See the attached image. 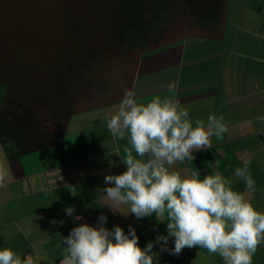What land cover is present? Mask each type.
Here are the masks:
<instances>
[{
  "label": "crops",
  "instance_id": "obj_1",
  "mask_svg": "<svg viewBox=\"0 0 264 264\" xmlns=\"http://www.w3.org/2000/svg\"><path fill=\"white\" fill-rule=\"evenodd\" d=\"M36 50L54 55L53 48ZM54 62L52 69L38 65L35 70V77L41 79L39 92L48 93L43 102L55 91L47 89L53 87L55 72L61 68ZM3 64L0 110L6 93V68H11ZM170 85L175 93L169 92ZM132 90L137 103L143 104L156 96H174L189 110L193 127L196 120L207 124L209 115L223 117L228 126L223 139L211 137L212 148L194 151L191 162L177 161L172 170L182 176L199 172L201 179L220 173L231 181L234 191L264 212V0H228L221 40L188 37L145 55ZM118 104L95 106L73 116L58 148L12 161L0 152V167L6 172L0 187V249L10 248L22 259L31 256L34 264H60L66 255L62 238L82 223L96 226L102 214L109 230L120 226L127 234L129 225L135 228L141 248L158 235H168L166 215L163 222L157 221L155 214L137 220L134 214H124L128 205H116L102 192L111 186L105 185V175L127 170L121 156L124 148L130 147L128 139L114 137L107 127ZM245 161L250 162L255 182L251 192L235 176V169L243 167ZM68 207L74 208L71 217L66 214ZM76 216L82 219L75 220ZM173 240L169 238V248L174 247ZM153 251L158 256L154 264H224L218 254L209 255L199 247L185 248L179 256L161 252L156 244ZM252 264H264V243L258 246Z\"/></svg>",
  "mask_w": 264,
  "mask_h": 264
},
{
  "label": "clouds",
  "instance_id": "obj_2",
  "mask_svg": "<svg viewBox=\"0 0 264 264\" xmlns=\"http://www.w3.org/2000/svg\"><path fill=\"white\" fill-rule=\"evenodd\" d=\"M169 92L175 93L173 85ZM133 90L125 89L123 98L110 114L107 127L114 137H127L121 162L126 171L105 175L102 189L116 205H128L137 220L155 214L157 221L167 217L168 235H158L146 247L139 246L135 228L125 234L120 226L104 227L105 215L96 226L82 223L62 238L66 255L60 264H154L157 253L179 256L185 248L206 249L218 254L224 264H252L258 246L264 243V212L258 211L245 196L231 187L220 173L200 178L199 172L181 175L172 170L177 162L194 159L193 152L212 148L211 137L222 140L228 126L223 117L209 115L207 124L189 119V110L174 96L154 97L147 104L137 103ZM135 153V155H134ZM249 161L235 169L246 190L255 189ZM6 172L0 167V187ZM113 212V207L107 204ZM73 207L66 209L71 217ZM120 212V211H119ZM123 213V212H121ZM82 217L76 216L75 220ZM63 224V221H60ZM174 238V247H168ZM0 264H34L31 256L23 259L10 248L0 249Z\"/></svg>",
  "mask_w": 264,
  "mask_h": 264
},
{
  "label": "trees",
  "instance_id": "obj_3",
  "mask_svg": "<svg viewBox=\"0 0 264 264\" xmlns=\"http://www.w3.org/2000/svg\"><path fill=\"white\" fill-rule=\"evenodd\" d=\"M227 4L228 0H113L104 18L106 34L97 48L91 45L92 37L83 31V22L75 18L67 33L75 36L73 30L76 31L83 51L75 62L70 61L56 70L53 87L47 88L55 91L44 102L43 95L48 93L39 92L37 83L41 79L35 77L39 67L34 61L38 58L34 59L33 55V64L29 63L26 47H44L50 44L49 38L43 46L38 34L26 23L13 22L11 35L0 32V69L4 67L3 62L11 67L6 68V93L0 110V145L6 159L12 161L60 147L73 116L95 107H90L94 88L107 89L110 79L104 76L107 69L104 62L112 54L120 52L131 60L138 52L131 86L127 82L124 88L132 90L135 73L145 55L188 37L221 40ZM183 17L188 19V34L173 39L168 30L179 28ZM124 76L127 81L128 75ZM124 90L106 104L120 102ZM83 98L87 99L86 104Z\"/></svg>",
  "mask_w": 264,
  "mask_h": 264
},
{
  "label": "rangeland",
  "instance_id": "obj_4",
  "mask_svg": "<svg viewBox=\"0 0 264 264\" xmlns=\"http://www.w3.org/2000/svg\"><path fill=\"white\" fill-rule=\"evenodd\" d=\"M113 0H0V32L6 35H11L13 32L12 23L16 21H22L26 25L35 31L42 45L44 46V40L49 38L47 48H53L52 51L44 52L37 51L34 47H26L29 56L28 62H31L33 55L34 59L38 57L37 61H34L36 65L41 66L43 69H52L57 63V67H62L67 64L68 61H73L80 56L83 51L81 43L78 39L76 31L73 30L75 36H71L72 33L67 31L71 25V22L78 19L82 21V29L86 32V36L92 37V46L97 48L102 45L103 35L106 34L105 17L106 11ZM186 18V17H185ZM184 17L180 19V24L176 29L168 30V35L173 39L186 37L188 34V19ZM4 22V23H2ZM2 23V24H1ZM68 29V30H67ZM83 34V31L79 29ZM70 44L69 48H66ZM39 48V46H38ZM16 49H19L18 47ZM67 50V52L65 51ZM52 56V57H51ZM51 57V58H48ZM138 58V52L132 59H127L123 53H114L110 57L109 61L104 62L107 69L105 72L106 79H110V83L107 84V89L102 87L94 88L92 103L90 107L100 106L112 101L114 98H118L119 94L124 90L129 82L131 86L132 77L135 71V63ZM128 75L127 81L125 76ZM98 74H96L97 76ZM92 84V77L90 78ZM105 84V87H106ZM109 87V89H108ZM102 94V96L100 95ZM86 104V101H85ZM87 105H83L87 107ZM2 107V106H1ZM0 152L3 150L0 145ZM4 156V153L2 154ZM5 157V156H4Z\"/></svg>",
  "mask_w": 264,
  "mask_h": 264
}]
</instances>
